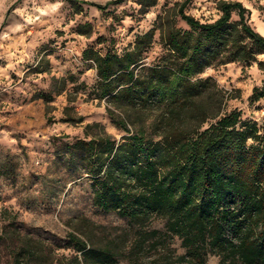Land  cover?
I'll return each instance as SVG.
<instances>
[{
    "label": "trees",
    "instance_id": "1",
    "mask_svg": "<svg viewBox=\"0 0 264 264\" xmlns=\"http://www.w3.org/2000/svg\"><path fill=\"white\" fill-rule=\"evenodd\" d=\"M66 1L78 13L82 4L105 10L127 0ZM158 1L136 0L139 14ZM191 1L165 8L122 54L82 52L96 76L90 94L124 133L120 140L77 114L73 103L84 84L73 74L51 76L49 90L34 99L43 102L50 125L56 122L54 97L65 96L57 121L82 126L83 138L57 150L55 164L75 180L91 182L93 207L127 222L107 230L84 216L70 219L67 240L76 255L65 264H206L210 255L220 264H264V126L236 110L223 114L227 92L214 78L201 77L231 63H257L264 70L257 60L264 55V37L250 26V11L241 2L218 0L219 17L201 22L185 12ZM178 19L188 29L178 28ZM76 33L90 37L93 28L80 24ZM157 43L162 53L147 64L146 54ZM46 57L33 73L50 74ZM248 100L264 103V80ZM153 217L165 221L164 236L148 229ZM13 224L0 233V244L16 242L15 263L47 264L45 247ZM171 238L180 240L184 254L174 253Z\"/></svg>",
    "mask_w": 264,
    "mask_h": 264
},
{
    "label": "rangeland",
    "instance_id": "2",
    "mask_svg": "<svg viewBox=\"0 0 264 264\" xmlns=\"http://www.w3.org/2000/svg\"><path fill=\"white\" fill-rule=\"evenodd\" d=\"M78 1L104 5L111 0ZM182 1L159 0L147 14L140 15L136 0L105 10L82 4L78 13L66 0H0V233L10 229L8 224L13 220V227L21 234L45 247L48 263L65 264L76 255L67 240L70 219L84 216L107 230L127 227V222L117 214L93 207L91 182L87 178L75 180L55 164L57 150L67 142L83 138L82 126L57 121L67 105L65 96L54 97L56 122L50 125L44 117L43 102L34 99L39 92L49 90L51 76L73 74L77 83L84 84L73 103L77 114L84 117V123H101L120 140L124 133L109 120L104 103L90 94L96 76L93 64L82 60V52L92 48L101 55L122 54L135 35L150 29L165 8ZM217 1L192 0L185 12L201 22H212L220 15ZM226 1L241 2L250 11V26L264 37V0ZM237 19L233 14L232 20ZM80 24L92 26L90 37L76 33ZM177 27L188 29L179 19ZM161 53V47L155 44L146 54V63L152 64ZM43 56L49 61L50 74L33 73V67ZM257 60L264 63V55ZM208 76L228 94L223 114L236 110L246 121L264 126V103L253 105L248 100L252 89L260 87L264 80V70L257 63L249 67L231 63L209 68L201 77ZM212 122L208 121L203 128ZM148 229L164 236L165 221L153 217ZM169 240L176 255L184 254L180 240ZM15 246L16 242L1 241L0 264H16ZM116 264L129 263L122 259ZM206 264H220V258L210 255Z\"/></svg>",
    "mask_w": 264,
    "mask_h": 264
},
{
    "label": "bare ground",
    "instance_id": "3",
    "mask_svg": "<svg viewBox=\"0 0 264 264\" xmlns=\"http://www.w3.org/2000/svg\"><path fill=\"white\" fill-rule=\"evenodd\" d=\"M261 30H262V32L264 33V29L261 28Z\"/></svg>",
    "mask_w": 264,
    "mask_h": 264
}]
</instances>
